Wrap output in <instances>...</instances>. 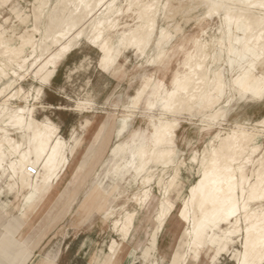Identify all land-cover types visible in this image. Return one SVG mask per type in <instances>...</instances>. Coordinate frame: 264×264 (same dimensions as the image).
<instances>
[{"label":"bare ground","instance_id":"1","mask_svg":"<svg viewBox=\"0 0 264 264\" xmlns=\"http://www.w3.org/2000/svg\"><path fill=\"white\" fill-rule=\"evenodd\" d=\"M31 1L27 4L33 11L27 14L28 6L0 0V8L12 2L9 12L18 22L7 27L8 17L0 24V196L18 189L26 195L27 210L37 198L48 195L70 167L80 140L77 130L65 139L59 125L48 116L37 119L31 105V99L39 101L52 85L66 57L87 43L99 52L100 70L113 75L132 50L155 70H144L140 86L124 106L129 114L112 124L114 144L79 209L83 217L104 209L107 188L119 194L121 183L128 179L134 189L124 205L109 208L105 215L113 218L110 229L121 243L112 239L107 256L95 254L92 264H113L136 228L139 213L153 207L156 182L157 228L138 253L148 264L149 253L182 195L181 174L189 161L180 150L177 133L186 114L200 117L201 131L209 141L201 151L191 152L196 180L178 209L185 227L171 264H199L203 258L217 264L227 255L235 264H264V116L252 125L228 121L237 99L248 105L264 103V0H199L207 17L220 18V35L210 40L199 37L188 50L183 44L173 49V35L158 24L169 5V11H176L178 6L172 9L169 4L172 0ZM175 61L178 66L170 70ZM158 72L162 77L156 76ZM29 77L33 83L26 89L23 83ZM93 105L80 101L78 108L86 112ZM140 109L151 115L143 126L131 129ZM96 126L88 134L91 139L102 136L109 122ZM93 146L90 142L86 156L77 161L75 186ZM29 169H36V175ZM0 248L7 261L11 250L16 256L32 252L7 235L0 236Z\"/></svg>","mask_w":264,"mask_h":264},{"label":"rangeland","instance_id":"2","mask_svg":"<svg viewBox=\"0 0 264 264\" xmlns=\"http://www.w3.org/2000/svg\"><path fill=\"white\" fill-rule=\"evenodd\" d=\"M13 1L22 8L28 6L27 2H32L31 0ZM179 1L172 0L169 4L171 3L172 7L175 4L178 6L177 9L185 1L188 4L186 2L184 4L186 7L182 8V6L178 9L180 11L176 8V11H169L171 5L168 4L167 12L170 16L168 14L166 17L162 15L158 21L161 27L167 28L173 35V49L179 44H183L188 50L199 37L210 40L211 37L220 35L218 31L221 24L220 18L217 16L207 17V9L201 6L199 0ZM175 2H179V4ZM11 3L9 2L0 8V24H3L4 19L10 18L7 27L11 24L18 25L15 16L9 12ZM175 5L174 7H176ZM31 8L30 4L27 14L32 13L33 8ZM169 25L171 26L168 28ZM204 32H207V34ZM126 55L128 60L126 58L121 59L118 67L119 71L113 75H105L98 66L99 52L89 44L83 43L66 57L51 87L45 88L40 100L33 102L31 99V105H35L34 113L37 119L41 120L45 116L50 117L61 127L62 136L65 139H69L71 131L76 129L77 137L80 140L73 155L70 156V167L54 186L55 192L47 198L46 202L35 205L21 219L19 208L22 202L15 199L14 194L1 198L3 201H9L10 205L7 212L0 209V236L14 237L19 244H24L29 250L37 244L35 249L37 255L50 251L52 257L58 255V264H92L95 254L96 256H107L112 239L121 243L120 238L110 229L112 228L113 218L110 219L108 214L105 215L108 213L109 208L118 209L126 203V199L130 197L134 189L127 184L129 179L121 183V193L119 194L112 192L109 189L110 187L107 188L102 198L103 203H106L103 204L104 209L95 210L83 218L79 207L88 193L95 173L101 169L110 148L114 144L112 124L120 115L129 114L124 106H127L129 98L135 94V90L140 86V77L144 70L148 69L151 72L155 70L146 65V57L138 58L132 50L127 52ZM141 65L144 66L140 67ZM177 66L175 61L170 70L175 69ZM156 76L162 77V74L158 72ZM170 77L171 75L167 77V80ZM32 83L31 77H29L23 85L28 89ZM86 100L93 102V109L81 112L78 103ZM231 106L233 109L231 108L228 117L229 125H233L235 122L246 123V121H250L248 125H252L264 116V103L248 105L243 100L237 99ZM58 107L61 110H57ZM149 115L151 114L144 110H136L131 122V129L143 126V121ZM107 121L109 126L102 136L96 134L97 136L95 135L92 139L91 135L88 136L97 122L96 128L100 123ZM94 122L95 124L91 129ZM201 128L200 117H191L189 114L183 116L181 128L177 133L178 144L189 162L187 168L183 169L181 174L182 191L179 194L182 195L181 197L179 195L176 199V211L167 223L162 236L157 237V248L155 246L149 253L148 264H171L170 256L182 236V230L185 226L179 222L178 209L182 205V199L187 195L188 187L195 182L197 173V166L190 161L191 152L194 149L201 151L204 144L209 141ZM90 142L94 145V151L91 154L89 164L84 169L81 182L74 186L77 179V161L86 156L85 150L90 147ZM152 187L154 195L152 200H155L153 207L150 206L139 213V218L137 217L135 222L136 228L128 239L129 241L127 240L126 243L121 245L118 257L113 264L146 263V257L138 253L141 252V248L157 228V224L153 221V215L157 209V197H160V187L156 182L152 183ZM125 192L127 193L125 194ZM89 205L90 203L83 204L86 208ZM16 220H20V223H17ZM238 245H236V249H239ZM27 264L30 263L27 262ZM199 264H211V259L203 258V261ZM217 264H235V262L227 255L222 257Z\"/></svg>","mask_w":264,"mask_h":264},{"label":"crops","instance_id":"3","mask_svg":"<svg viewBox=\"0 0 264 264\" xmlns=\"http://www.w3.org/2000/svg\"><path fill=\"white\" fill-rule=\"evenodd\" d=\"M51 87V86H49ZM47 88V87H46ZM57 110H61L60 107L57 108ZM95 122L91 125V129L93 128ZM60 127V126H59ZM90 129V130H91ZM60 130H61V127H60ZM76 131V129H74L73 131H71L70 133V136ZM61 132V135H62V130L60 131ZM63 174H61L62 176ZM56 184H54L53 186H51L48 190V195H45L42 199H39L37 198L34 202H32V204L29 206V208L26 210L24 209L25 205L27 204L26 202V198L25 196H23L21 194V191H19L18 189L16 190H13L11 194H14L15 195V199H17L18 201H21V206L19 208V213H20V218H24L28 212H30L32 210V208L35 206V205H38L39 203H42V202H46L47 201V198H49V196H51L52 193L55 192L54 190V186ZM75 186V184H74ZM4 195H1L0 196V209H2L4 212H7V209L10 205V202L9 201H3V199H1ZM86 217V216H85ZM84 218V217H83ZM17 223H20V220H16ZM24 248H26L24 246V244L20 243ZM36 246L37 244L33 245L30 250H32L31 252V256H24V254H21L19 256H16V252L15 250H11V257L9 258V260H2L1 258V251H0V264H27L30 263V264H58L57 263V257L58 255H56L55 257H52V253L50 251H46L44 252V254H36ZM27 249V248H26ZM1 250V248H0ZM29 250V249H28ZM142 255V254H141Z\"/></svg>","mask_w":264,"mask_h":264},{"label":"built area","instance_id":"4","mask_svg":"<svg viewBox=\"0 0 264 264\" xmlns=\"http://www.w3.org/2000/svg\"><path fill=\"white\" fill-rule=\"evenodd\" d=\"M29 172H30L32 175H36V169H29Z\"/></svg>","mask_w":264,"mask_h":264}]
</instances>
